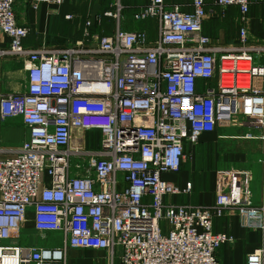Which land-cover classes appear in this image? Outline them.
<instances>
[{"label": "built area", "instance_id": "1", "mask_svg": "<svg viewBox=\"0 0 264 264\" xmlns=\"http://www.w3.org/2000/svg\"><path fill=\"white\" fill-rule=\"evenodd\" d=\"M64 0H31L61 5ZM112 33L76 47L28 50V28L17 22V0H0V30L9 53L26 57L27 87L0 94V119L20 117L29 130L19 149L0 158V264H64L63 249L24 248L17 239L29 209L42 232H59L64 246L121 250V264H218L231 236L213 221L228 208L244 210L264 232V205L232 186L211 206L171 204L189 193L163 179L180 170L184 146L221 124L244 119L245 139L264 143V43L251 45L252 0H138L136 22H156V36L124 30L115 0ZM264 4V0L258 1ZM238 11L236 46L204 33L217 8ZM73 16L67 14L66 20ZM96 130L97 148L75 132ZM257 131V132H256ZM264 264V247L246 256Z\"/></svg>", "mask_w": 264, "mask_h": 264}, {"label": "crops", "instance_id": "2", "mask_svg": "<svg viewBox=\"0 0 264 264\" xmlns=\"http://www.w3.org/2000/svg\"><path fill=\"white\" fill-rule=\"evenodd\" d=\"M75 2L64 0L61 5L43 3L34 9L30 0H19L15 4L16 19L29 30L23 39L25 48L51 50L76 47V44L86 39L84 31L87 20L92 26L86 40H96L115 29V22L104 15L106 10L101 11L97 3L78 10ZM67 14L73 18L66 20ZM252 21L251 15L248 17V26L254 35ZM135 25L146 28L150 39L155 38L157 32L154 20ZM9 43V37L0 30L1 95L20 94L27 87L26 57L10 54ZM251 128L244 119H240L230 125L221 124L213 132L202 133L194 144H185L180 170L165 173L162 177L182 191L187 183H191L192 189L189 193L166 196L164 200L171 204L211 206L218 192L241 186L251 191L252 208L263 206L264 143L243 138L244 133ZM75 132L83 141L90 131ZM28 136L29 130L20 117L0 119V158L12 155ZM247 217L244 210L228 208L221 217L214 219L213 230L224 231L231 236V240L216 252L218 264H246L249 253L264 247L262 224L252 222ZM5 243L24 248L63 249L64 264H121L120 249H116L114 256H111L108 250L70 248L64 246L61 233L36 230L32 209L26 214L20 236Z\"/></svg>", "mask_w": 264, "mask_h": 264}, {"label": "rangeland", "instance_id": "3", "mask_svg": "<svg viewBox=\"0 0 264 264\" xmlns=\"http://www.w3.org/2000/svg\"><path fill=\"white\" fill-rule=\"evenodd\" d=\"M253 4L248 15H252V28H250V44L262 45L264 43V4H260L259 0H252ZM97 3V4H96ZM115 0H76V9L82 10L86 7L90 8L91 5H99L101 11H115ZM137 0H121L122 5L128 6L121 13L122 29L124 30H147L146 28H140L135 25L136 22L132 19L133 6H135ZM99 9V8H98ZM105 11V12H106ZM104 12V13H105ZM89 13V12H88ZM99 17V16H98ZM238 11L235 7L220 9L217 8L213 14L208 15L204 25V33L212 38V40L219 46H236L237 42V27H238ZM111 20H115L110 17ZM132 24V25H131ZM114 31V30H113ZM112 31V32H113ZM111 32V33H112ZM264 60V59H263ZM85 137V136H84ZM84 144L89 148H97L100 143V135L96 130L90 131L86 138H84Z\"/></svg>", "mask_w": 264, "mask_h": 264}, {"label": "water", "instance_id": "4", "mask_svg": "<svg viewBox=\"0 0 264 264\" xmlns=\"http://www.w3.org/2000/svg\"><path fill=\"white\" fill-rule=\"evenodd\" d=\"M18 1H19V0H17V2H18ZM30 1H31V0H30ZM17 2H16V3H17ZM16 3H15V4H16ZM14 12H15V5H14ZM15 16H16V13H15ZM16 20H17V19H16Z\"/></svg>", "mask_w": 264, "mask_h": 264}]
</instances>
